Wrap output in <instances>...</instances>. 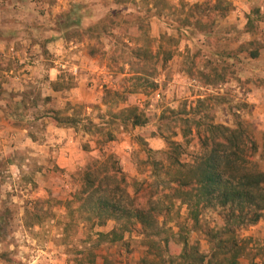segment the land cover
Masks as SVG:
<instances>
[{
	"label": "rangeland",
	"instance_id": "obj_1",
	"mask_svg": "<svg viewBox=\"0 0 264 264\" xmlns=\"http://www.w3.org/2000/svg\"><path fill=\"white\" fill-rule=\"evenodd\" d=\"M166 1L179 10L169 9L167 4L154 0H71V6L69 0H38L47 6V3L57 4L59 8L68 4V8L60 11L54 7H43V4L36 7L41 20L29 31L34 32L36 28L41 39L38 45L42 57L33 56L35 61L39 60V71L27 69L22 72L27 74L23 78L28 81L24 92L6 90L9 108L17 114L11 123L16 127L29 128L33 141L42 145L46 122L40 118L47 116L50 107H67L68 113H72V105H83L79 117L84 120L72 128L78 134L75 137L79 150L86 152L83 156L85 161L66 173L51 162H36L32 154L20 148L11 152L5 163L0 160V193L6 194V198H0V211L6 209L7 213L5 219L0 218V264L162 263L148 253L155 251L154 245L140 224L125 231L121 240L111 241L99 233L111 231L119 222L110 219L104 225L91 226L78 217V212H73L76 206L69 201L81 187L79 171L98 159L120 167L127 175L128 193L136 195L139 183L145 181L146 185L154 179L148 152L155 155L166 149L164 135L184 142L181 117H190L200 109L214 121L230 126H235L238 118L250 123L259 144L256 158L264 168V46L260 56L252 58L247 52L250 46L246 44L255 37H261L264 43V0H231L232 10L227 17L217 19L211 34L188 33L177 28V19L182 15L180 5L202 0ZM248 17L254 32L246 30ZM0 20L4 18L0 17ZM1 24V31L6 26L15 36L21 30L28 32L17 21ZM145 33L149 38L147 42H144ZM61 37V48L65 52L55 54ZM52 45L53 52L50 49ZM144 49L152 55L147 62L138 57ZM169 54L172 57L162 62ZM5 61L7 67L25 64L19 62L16 55H6ZM60 63L87 66H84V74L90 73L88 84H96L92 92L94 100L86 103L57 101L51 97L46 100L50 76L47 71ZM91 66L94 68L89 69ZM63 69L60 84L68 88L76 83L80 73L68 67ZM143 69L147 73L154 72L158 88L150 93L126 92L125 101L104 103L106 88L123 92L132 83L127 79L129 72ZM2 80L0 74V85ZM19 96L23 97L24 103L19 104L20 100H16ZM200 99L205 100L204 105L198 102ZM132 105L138 106L153 121L132 127L114 117L119 109ZM86 118L92 119L101 130L92 128L85 131L82 126L87 122ZM109 133L113 135L112 139H107ZM184 145L181 160L190 163L199 152L195 130L188 135ZM156 156L159 158L160 153ZM48 178H52L59 190L49 188L48 196L39 194L42 181ZM161 189V186L158 189L154 186L151 193L155 191V198L168 194L167 189L161 194ZM37 199L46 201L40 202L43 220L27 226L25 207ZM219 211L218 208L206 209L201 216L202 222L218 225L221 221ZM187 216L186 205L174 200L171 211L163 214L160 220H165L174 232L182 230L186 233L191 225ZM188 233L191 242L199 239L202 249L208 251L209 245L200 230ZM240 237L246 242L242 263L264 264V217L258 223L241 229Z\"/></svg>",
	"mask_w": 264,
	"mask_h": 264
},
{
	"label": "trees",
	"instance_id": "obj_2",
	"mask_svg": "<svg viewBox=\"0 0 264 264\" xmlns=\"http://www.w3.org/2000/svg\"><path fill=\"white\" fill-rule=\"evenodd\" d=\"M154 2L165 3L172 10L178 8L168 5L166 0ZM180 9L182 15L177 19L178 30L211 34L217 19L229 15L232 2L202 0L193 4L182 3ZM246 30L254 32L250 17ZM261 39L255 37L246 43L250 46L247 48L250 57L260 56L264 46ZM148 40L145 33L144 42ZM138 57L147 62L152 55L148 49H144L143 53H138ZM171 57L172 54L165 56L162 62ZM129 74L127 79L132 80V83L123 92L105 89L104 103H111V100L115 103L125 101L126 92L150 93L158 88L154 72L147 73L143 69ZM53 88L58 90L64 87L56 82ZM50 99L46 97L47 101ZM198 102L204 105L205 100L200 99ZM82 107L83 105H72V113H68L67 107H50L46 117L57 126L77 127L84 120L79 117ZM197 114L181 117L184 142L164 135L166 149L155 155L148 152L147 159L154 179L146 185L145 181L139 183L136 195L128 193L127 175L113 162L98 159L80 170L81 187L69 201L76 206L73 212H78V217L91 226L104 225L110 219L119 222L111 231L99 233L100 236L111 238V241L121 240L125 231L140 224L154 245L155 251L148 253L162 262L159 264H243L241 257L246 252V242L240 237V231L264 217V168L256 158L259 144L253 128L245 120L238 118L235 126H230L214 121L202 109ZM114 117L132 127L144 126L153 121L134 105L119 109ZM86 121L82 126L85 131L89 132L92 128L101 130L92 119L86 118ZM193 130L198 140L199 152L190 163H183L181 155L185 149L184 143H187V137ZM112 138L113 135L109 133L107 139ZM149 151L152 152L151 149ZM157 153H160L159 158ZM154 186L157 189L161 186V194L165 189L169 192L161 198H155V191L151 193ZM174 200H179L187 207V218L191 225L186 233L182 230L174 232L165 220H160L163 214L171 211ZM40 202L46 201L37 199L31 202V206L29 203L26 205L25 225L33 226L43 220ZM217 208L221 216L219 224H204L201 219L203 212ZM6 214V209L0 211V218L5 219ZM193 230H200L204 234L209 245L208 251L202 249L199 239L190 241L188 232ZM165 255L167 258H164Z\"/></svg>",
	"mask_w": 264,
	"mask_h": 264
},
{
	"label": "crops",
	"instance_id": "obj_3",
	"mask_svg": "<svg viewBox=\"0 0 264 264\" xmlns=\"http://www.w3.org/2000/svg\"><path fill=\"white\" fill-rule=\"evenodd\" d=\"M231 1V0H230ZM71 6V0H69ZM43 4L42 2H38V0H0V17L4 18V20H0V28H2L1 23H10L13 21H17L18 25L25 27L28 29V32L20 31L17 32V36L15 33L11 31V29H6L1 31L0 29V74L4 80L1 81L2 94H0V160H3V163L6 162L7 158L10 157V153L15 151V149H23L26 150L27 153L32 154L36 162L43 160V163L51 162L56 166V168H61L66 173L69 171H73L78 168L80 163L83 164L85 160H83V156L86 153L85 151L81 152L79 150L76 137L78 136L77 132L72 127L66 126H57L51 123L48 117L43 116L40 120L45 119L46 122V131H45V139L42 141V145L36 144L32 135L30 134V129L27 127H16L11 123L14 120V117L17 114H14L9 106L8 99L6 98L7 94L6 90H14L18 92H24L25 83H27V79L23 78V76L27 74H22L24 70L36 69L39 71L38 61H35L34 57H42V50L39 47V32H37L36 28L34 32H30L29 29H32L37 26L36 22L41 20V16L37 13V8ZM43 4L42 6L51 7L54 9L58 8V10L62 11L68 8V4L64 6H57ZM37 7V8H36ZM70 10V7H69ZM68 10V11H69ZM15 11V13H14ZM66 11V12H68ZM3 14V16H2ZM9 18V20L7 19ZM15 18V20H12ZM249 18V17H248ZM248 22V21H247ZM247 24V23H246ZM29 25L31 27H29ZM20 29V27H19ZM3 32V33H1ZM20 35V36H19ZM36 39H34V38ZM41 37V35H40ZM42 38V37H41ZM20 39L21 43L14 42V40ZM59 39H62L59 38ZM62 41L57 42V48L54 51V45H52L51 52H57L59 54L63 51ZM25 44L23 47H17V45ZM34 43V44H33ZM65 51H63L64 53ZM6 55H16L19 62H25L24 65H15L13 67H7L5 56ZM88 55V54H87ZM91 58V55H88ZM4 59V60H3ZM34 62V64H30ZM57 63V62H56ZM77 64V63H76ZM34 65V66H33ZM6 66V67H5ZM61 66V68H59ZM83 64L77 65H69L66 66L64 63H60L58 66H51L47 72L50 73L49 82H48V90L46 96L54 98L58 101V99H62L70 102H90L95 99V95L93 92V88L96 86H89L90 73L85 76ZM68 67L73 72H79L80 76L76 77V83L68 88H60L58 90L53 88L54 83L62 80L60 77V72ZM87 68V66H85ZM89 69H93L94 66L88 67ZM99 68V67H98ZM103 72V68L100 67ZM97 70V69H94ZM88 80V81H87ZM53 84V85H52ZM21 96V95H20ZM19 103L22 102L23 97H20ZM63 97V98H62ZM20 117H24L22 113H19ZM28 117V116H27ZM25 118V117H24ZM32 132V131H31ZM48 146H45V144ZM31 148V149H30ZM33 148V149H32ZM9 163V162H8ZM42 163V164H43ZM24 166V165H23ZM49 188L58 189L57 184H54L52 178H48L46 181H42V186L40 187L39 194H47L50 191ZM0 198H6L5 193H0Z\"/></svg>",
	"mask_w": 264,
	"mask_h": 264
}]
</instances>
